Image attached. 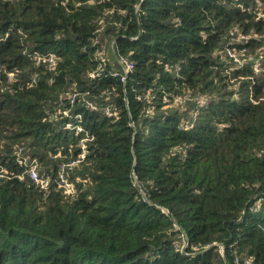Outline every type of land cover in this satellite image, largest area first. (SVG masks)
Listing matches in <instances>:
<instances>
[{"label": "trees", "instance_id": "obj_1", "mask_svg": "<svg viewBox=\"0 0 264 264\" xmlns=\"http://www.w3.org/2000/svg\"><path fill=\"white\" fill-rule=\"evenodd\" d=\"M0 173V264H264V0H0Z\"/></svg>", "mask_w": 264, "mask_h": 264}, {"label": "built area", "instance_id": "obj_2", "mask_svg": "<svg viewBox=\"0 0 264 264\" xmlns=\"http://www.w3.org/2000/svg\"><path fill=\"white\" fill-rule=\"evenodd\" d=\"M110 46L111 47L113 46L112 42L110 43L109 48H110ZM108 52H109V49H108ZM108 52H107L106 45L103 44L97 53V57L101 60V63L99 64L97 69L93 70L90 73V77L95 78V77L99 76L105 70L103 64L106 62V60L108 62H110V60H111L109 57H107ZM229 54L231 56L235 57V55L233 53H231V51H229ZM115 58L117 59L118 63L123 67L124 72L122 74H120L119 71H115V69H114L112 71V74L114 76L121 75V80L125 81L127 78V73L129 72V70H131L133 68V63L128 61V59L124 56L115 55ZM236 59H238V58H236ZM40 61L48 62V64L50 66H54L56 58H55L54 54H52V53H50L48 55H43V56L38 55L37 62H40ZM77 94H78V92L75 91V92H71L68 95L70 103L74 104L77 102ZM177 100L181 101L180 98ZM82 103H83L84 107H87V108H90L93 110L102 108L109 115L116 113V111L112 110L110 106L100 107L96 102H93L89 99H86L85 97L82 98ZM66 113H68V111H66ZM72 116H75L76 118L81 119L83 117V114H82V112L77 111ZM67 126L68 127H74L76 129V132L86 130L84 128V126L80 123L72 124L70 122H67ZM81 146H82V150L79 153L78 157H76L75 159L63 162V164L61 166V171L58 174V177L56 180L58 187L61 188L65 193H68L71 195H74V193L76 191V187H75L74 182L69 180L68 177L66 176V171L72 169L75 165H77L79 162H81L86 157L87 148H86V144L84 142V139L81 140ZM25 160H27V159L25 158ZM30 166L31 167L29 170V177L35 183H37L45 193L50 192L53 182L50 180L49 177H40L38 175V163H37L36 159L32 160V163L30 164ZM2 171H4V169H2ZM0 175H2V173H0ZM182 238L184 241L186 240V237L184 235H182ZM244 264H256V263L251 258H247Z\"/></svg>", "mask_w": 264, "mask_h": 264}, {"label": "rangeland", "instance_id": "obj_3", "mask_svg": "<svg viewBox=\"0 0 264 264\" xmlns=\"http://www.w3.org/2000/svg\"><path fill=\"white\" fill-rule=\"evenodd\" d=\"M231 53H233L234 55H235V59L236 58H238V59H236V60H238L239 61V53H234L233 51H231ZM108 57L111 59L110 60V62L112 63V64H114L115 62H117L118 63V61H117V59L115 58V53H114V50L112 49V47L110 46V49H109V52H108ZM256 66V68H258L259 67V64H256L255 65Z\"/></svg>", "mask_w": 264, "mask_h": 264}]
</instances>
